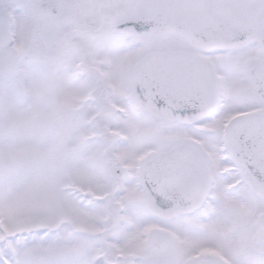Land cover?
<instances>
[{
	"label": "snow or ice",
	"instance_id": "snow-or-ice-1",
	"mask_svg": "<svg viewBox=\"0 0 264 264\" xmlns=\"http://www.w3.org/2000/svg\"><path fill=\"white\" fill-rule=\"evenodd\" d=\"M0 264H264V0H0Z\"/></svg>",
	"mask_w": 264,
	"mask_h": 264
}]
</instances>
